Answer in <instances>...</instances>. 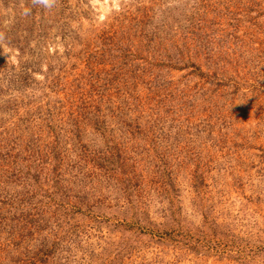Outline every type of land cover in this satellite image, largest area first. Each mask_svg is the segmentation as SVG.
<instances>
[{
	"label": "rangeland",
	"instance_id": "1",
	"mask_svg": "<svg viewBox=\"0 0 264 264\" xmlns=\"http://www.w3.org/2000/svg\"><path fill=\"white\" fill-rule=\"evenodd\" d=\"M0 0V264H264V0Z\"/></svg>",
	"mask_w": 264,
	"mask_h": 264
},
{
	"label": "clouds",
	"instance_id": "2",
	"mask_svg": "<svg viewBox=\"0 0 264 264\" xmlns=\"http://www.w3.org/2000/svg\"><path fill=\"white\" fill-rule=\"evenodd\" d=\"M42 2L44 3L45 6H50L49 0H42Z\"/></svg>",
	"mask_w": 264,
	"mask_h": 264
}]
</instances>
